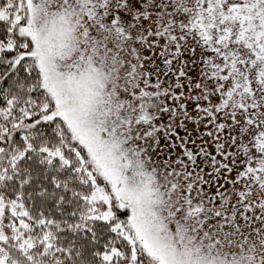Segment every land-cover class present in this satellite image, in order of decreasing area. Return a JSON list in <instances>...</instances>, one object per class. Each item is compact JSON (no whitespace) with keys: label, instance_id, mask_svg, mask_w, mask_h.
Instances as JSON below:
<instances>
[{"label":"snow or ice","instance_id":"1","mask_svg":"<svg viewBox=\"0 0 264 264\" xmlns=\"http://www.w3.org/2000/svg\"><path fill=\"white\" fill-rule=\"evenodd\" d=\"M0 264H264V0H0Z\"/></svg>","mask_w":264,"mask_h":264}]
</instances>
